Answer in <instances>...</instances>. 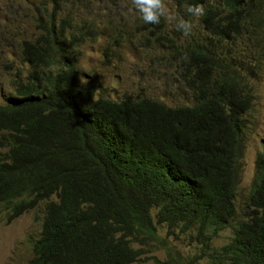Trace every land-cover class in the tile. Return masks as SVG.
<instances>
[{"label": "trees", "instance_id": "obj_1", "mask_svg": "<svg viewBox=\"0 0 264 264\" xmlns=\"http://www.w3.org/2000/svg\"><path fill=\"white\" fill-rule=\"evenodd\" d=\"M48 1L39 37L21 45L30 69L0 105V206L11 220L44 205L30 264H139L160 225L216 235L232 220L226 244L199 257L167 248L166 264H264V155L240 220L236 204L250 80L264 66V0H174L201 5L198 21L223 42L224 59L187 46L193 105L176 107L93 100L71 56L80 35L71 19L55 18L60 0Z\"/></svg>", "mask_w": 264, "mask_h": 264}, {"label": "rangeland", "instance_id": "obj_2", "mask_svg": "<svg viewBox=\"0 0 264 264\" xmlns=\"http://www.w3.org/2000/svg\"><path fill=\"white\" fill-rule=\"evenodd\" d=\"M55 18H69L72 30L79 36L71 50L78 73L77 84L90 88L93 100L112 101L150 98L169 107L193 105L186 87L189 78L182 67L187 46L195 43L215 51V59H223V44L204 31L197 16L176 6L174 0H163L165 15L156 25L145 24L133 9L131 0H60ZM48 0H0V105L13 95L12 81L28 73L20 49L25 40L39 37L40 28L51 15ZM187 15V18L184 16ZM177 17L192 24L191 33L183 36L175 28ZM264 44V26L261 36ZM72 41V40H70ZM252 49V42L249 43ZM244 55H248L244 50ZM234 57L236 53L227 58ZM250 63H254L250 59ZM264 65V63H263ZM250 84L254 86V102L247 113L244 131V152L240 160L241 177L236 192L237 220L242 218L256 172V159L264 155V66ZM3 150L0 149V156ZM44 205L9 220V212L0 206V264H30L32 243L38 238ZM235 222L209 235L179 226L157 227L158 242L142 246L139 264H166L167 248L182 256H202L209 247H221L229 241ZM208 236V237H207ZM160 241V242H159ZM202 241L206 242V248ZM175 253L180 259L182 256ZM207 258L198 260L205 264Z\"/></svg>", "mask_w": 264, "mask_h": 264}, {"label": "clouds", "instance_id": "obj_3", "mask_svg": "<svg viewBox=\"0 0 264 264\" xmlns=\"http://www.w3.org/2000/svg\"><path fill=\"white\" fill-rule=\"evenodd\" d=\"M133 9L145 24L156 25L165 15L166 9L163 0H131ZM185 11L192 16H201L204 10L198 3H186ZM175 28L183 36H188L192 30V24L183 17H177Z\"/></svg>", "mask_w": 264, "mask_h": 264}]
</instances>
